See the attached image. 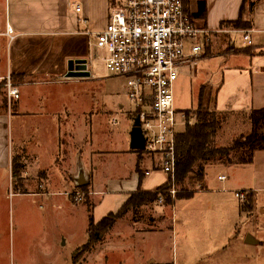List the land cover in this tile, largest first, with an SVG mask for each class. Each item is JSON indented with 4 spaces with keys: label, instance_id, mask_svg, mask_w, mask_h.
Masks as SVG:
<instances>
[{
    "label": "crops",
    "instance_id": "0c3cea01",
    "mask_svg": "<svg viewBox=\"0 0 264 264\" xmlns=\"http://www.w3.org/2000/svg\"><path fill=\"white\" fill-rule=\"evenodd\" d=\"M123 1L0 0V81L6 77L11 79V76L26 78L14 82L19 92L18 100L14 101V111L11 114H7V111L0 113V169L10 168L12 158L7 137L9 119L15 117L22 123L30 121L31 145L26 147V140L20 139V163L24 172L25 164L30 159L34 178L45 181L47 190L51 192L40 194L31 191L27 194L61 195L71 207H76L82 204L75 205L66 192L75 187L81 191L82 188L89 187V192H86L91 194L93 203H89L86 195L82 205L87 212L84 229L86 238L88 207L92 209L93 215L94 200L97 201L99 196L95 195L94 173L106 161L130 157V173L138 184L137 191L153 192L167 182V175L164 174L160 180L157 178L159 182L153 185L155 189L145 187L143 184H147L152 175H157L153 172L161 171L146 161L143 165H146L148 175L139 183L140 154L130 149V132L134 119L132 112H127L131 117L128 118L126 113L118 123L111 120L117 126L108 128L110 130L107 132L115 136V148L104 151L96 146L98 144H93V132L96 142V134L105 130L100 123L95 131L88 129L86 113H81L74 104L78 97L75 85L95 78L91 67V61L95 59L94 48L91 46L94 35L105 28L110 9L120 6ZM197 2L198 0H185L186 12L196 20L198 26L214 32L200 61L205 57L213 58L211 42L213 39L217 40L218 35H225V40L229 41L226 51L232 49L234 53L225 62V65L230 62L233 64L226 67L217 79V89L226 90V95L220 101L215 97L214 107L218 106L219 109L215 108L213 111L249 114L251 110L264 109V0H260L252 12L245 5L242 20L250 26L246 30L220 27L221 23L238 18L244 0H207L203 18L194 16ZM76 7L80 8V12H75ZM7 27L12 30L9 36ZM242 31H250L252 45L246 47L243 42L240 49H235L236 45L231 43L230 35L242 36ZM79 60L86 62L90 77L66 79L67 63ZM183 69H187L192 76L196 74L195 67L192 70L183 67L180 73ZM21 88L29 90L30 102L22 99ZM211 166L217 174L209 179L206 170ZM219 176H223L224 180H218ZM200 186L213 196L201 197L198 195L204 192L203 189L195 191L189 197L175 198L170 205L155 207L151 215L141 212L140 218L136 220L138 210L143 207L147 209L151 204L129 209L121 219L115 221L110 235L108 233L95 245L80 264H92L101 250L104 253L111 250L113 254L115 249L121 252L133 250L137 256L143 257L140 264H264V196L260 197L264 193V150L256 151L252 163L248 165H207L204 181ZM22 188L25 189L24 185ZM103 190L102 188L100 193ZM240 191L253 195V208L250 212L241 211L242 202L233 195ZM135 192L123 196L119 206L105 217L116 214ZM178 203H181L179 214L175 210ZM167 209L172 212L171 217L168 216ZM243 215H247L246 220L253 219L252 230L242 229L243 224L239 225ZM124 219L132 224L154 226L146 232L132 235V227L127 225L130 235L122 238L116 234V229L120 224H125L122 221ZM165 232L171 233L176 242L172 258H159L150 251H146L143 256L139 242L145 238L146 242L150 241ZM109 236L108 244L106 241ZM94 249L98 252L92 253Z\"/></svg>",
    "mask_w": 264,
    "mask_h": 264
},
{
    "label": "rangeland",
    "instance_id": "374dc122",
    "mask_svg": "<svg viewBox=\"0 0 264 264\" xmlns=\"http://www.w3.org/2000/svg\"><path fill=\"white\" fill-rule=\"evenodd\" d=\"M230 41L236 45L235 49H240L243 46V38L240 35H230ZM228 42L225 40V35H218L217 40L213 39L211 42L213 58L206 59L205 57L201 61L199 60L195 66L196 74L194 76L187 69H183L174 82L172 90L173 105L182 114L184 120V124H182L181 120H178L177 132L181 133L186 124L194 123L195 110L199 106L203 110L213 111L215 108L216 110L219 109L217 108L218 106L214 107L215 97L220 101L226 95V90L217 89V79L226 67L233 64L230 62L225 65L226 60L234 56L232 49L226 51ZM102 55V52L98 51V56H95V59L91 61L92 74L95 75V78L81 81V83L75 85L78 97L74 104L81 113H86L85 118H87L88 129L95 131V127L100 123V126L105 130L96 134V142L95 132H93V144H98L96 146L104 151H110L115 148L114 141L116 138L109 134L107 130L117 126L112 124L111 120L113 119L118 123L126 116L127 112H134V104L127 97L123 79L104 78L106 72L103 63L99 59ZM11 81L13 83L16 82L12 79ZM0 82H2L0 113L7 111V114H11L14 111V101L8 102L5 87H3L4 81L1 80ZM21 96L25 102H30L31 95L28 89L21 88ZM3 99H6V110L1 108ZM216 112L219 113L218 111ZM247 116L248 114L244 112L233 113L228 121L217 130L214 145L216 147L229 146L237 135L247 133L250 129ZM127 117H131L129 113H127ZM29 122L22 123L20 119H15V117L9 119L7 137L10 157L20 153V139L24 138L26 147H30V130L32 126ZM138 156L140 158L138 169L139 167L141 168V170L139 169L140 178L145 177L146 165H143V163L146 164V161H149L150 165L160 169L165 161L164 156L160 154L146 153L143 156L141 154ZM25 166L26 168L21 173L20 179L24 185V190L16 187L17 184L12 180L10 168L0 169V264H71V254L79 246L81 247L85 244L87 239L84 233L87 223V212L85 207L82 206L85 202L86 194L84 193L83 196V192L78 190L79 188L77 189V187L66 192V195L71 194L68 197L72 198L75 205L82 204L76 207H71L64 196L61 195L37 196L27 194L31 193V191L45 194L51 192V190H47L45 181L34 178L35 174L32 172L30 159ZM130 169V157H122L106 161L100 170L96 174L94 173L96 179L94 186L95 195H99L97 201L94 200L93 218L95 221L105 217L108 212L114 211L121 203L123 196L137 191L138 184L134 181ZM153 173L157 175H152L147 184L146 182L143 184L145 187H153L152 189H155L153 185L159 182L160 178H162L161 176L164 177L162 171L157 170ZM216 174L217 171L212 166L206 170V175L209 179L213 175L216 176ZM158 177L159 180L157 179ZM186 185L187 189L191 188L196 192L203 189L202 186L201 188L196 184L191 186L189 183ZM102 188L104 190L100 193ZM85 189L89 192V187ZM76 193H79L82 197L80 202L74 198L73 194ZM170 196L172 197V195ZM198 196L213 195L204 191ZM263 196L264 193L260 195V197ZM87 197L89 203H93L90 193L87 194ZM180 204L175 205L177 214L181 212ZM162 205L163 202L157 201L152 203L147 209L146 207L140 208L135 220L140 218L141 212L142 214L147 212L151 215L155 207ZM167 210L168 216L171 217L172 212L170 209ZM243 218L239 225L243 224L242 229L252 230L253 219L246 220L247 215H243ZM122 221L126 225L120 224L116 229V234L122 238L130 235L129 226L132 227V235L137 232H146V230L152 228L151 226H154L146 227L143 223L132 224L127 219ZM109 239L110 236L106 241L108 244L110 243ZM175 248L176 242L169 232L161 234L160 237L152 238L150 241L146 242L145 238L139 242V249L143 256L146 251H150L159 258H172ZM95 251L96 253L98 252L97 249H94L92 253ZM142 258L137 256L133 250L121 252L115 249L113 254L111 250L105 253L101 250L99 255L96 256V261H93L92 264H140Z\"/></svg>",
    "mask_w": 264,
    "mask_h": 264
},
{
    "label": "built area",
    "instance_id": "2783aa9c",
    "mask_svg": "<svg viewBox=\"0 0 264 264\" xmlns=\"http://www.w3.org/2000/svg\"><path fill=\"white\" fill-rule=\"evenodd\" d=\"M75 12L80 8L76 7ZM213 33L197 25L185 10V0H124L110 9L105 28L94 35L91 45L94 57L98 51L103 54L99 59L105 78L124 80L127 97L134 104L133 117L139 118L145 139L143 154L164 156L160 170L171 176L166 192L172 197L176 127L178 120L184 124L182 114L173 105V85L183 67L192 70L204 56ZM241 33L245 46L250 47V31ZM7 34H12L9 27ZM3 81L8 102L17 101V84L10 77ZM73 195L76 201L82 200L79 193ZM233 195L241 202L245 199L242 191ZM158 202L162 203L163 198L159 197Z\"/></svg>",
    "mask_w": 264,
    "mask_h": 264
},
{
    "label": "trees",
    "instance_id": "16d2710c",
    "mask_svg": "<svg viewBox=\"0 0 264 264\" xmlns=\"http://www.w3.org/2000/svg\"><path fill=\"white\" fill-rule=\"evenodd\" d=\"M206 1L198 0L195 17H204L206 12ZM260 0H244L239 16L235 21L221 23L220 27L233 30H246L250 26L242 20L245 5L249 12ZM13 81H22L21 76H11ZM0 96L2 95V82H0ZM1 108L6 110V99L2 100ZM233 113L215 112L203 110L201 106L195 110V121L193 124H186L184 130L175 137L174 144V168L173 185L175 195L173 198L166 192L171 185V176L167 175V182L153 192L137 191L132 193L126 203L116 214H109L99 222H94L92 209L88 207V226L86 229L87 241L78 247L71 256V264H80L83 257L88 254L99 242H101L110 232L115 221L121 219L129 209L150 205L163 198V204L170 205L175 198L189 197L195 192L191 188H186V184H196L200 186L205 177V167L214 163H222L228 166L248 165L252 163L253 155L258 150H264V109L251 110L248 114L250 129L247 133L237 135L229 146L216 147L214 139L217 130L225 124ZM142 154L143 151L137 150ZM10 171L12 180L17 184V188H22L21 173L23 165L20 163V156L11 158ZM142 178L139 176V183ZM201 187V186H200ZM82 192L87 195V190L82 188ZM243 212H250L253 208V195L245 193L242 202Z\"/></svg>",
    "mask_w": 264,
    "mask_h": 264
},
{
    "label": "water",
    "instance_id": "95a60500",
    "mask_svg": "<svg viewBox=\"0 0 264 264\" xmlns=\"http://www.w3.org/2000/svg\"><path fill=\"white\" fill-rule=\"evenodd\" d=\"M90 73L87 71L85 61H69L67 63L66 79H87ZM144 136L140 128L139 118L136 116L133 119V124L130 132V149L142 151L144 149Z\"/></svg>",
    "mask_w": 264,
    "mask_h": 264
}]
</instances>
